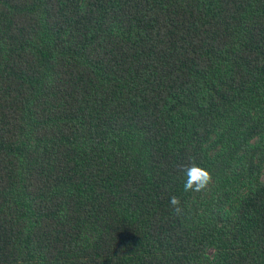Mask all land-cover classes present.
<instances>
[{
    "label": "trees",
    "instance_id": "trees-1",
    "mask_svg": "<svg viewBox=\"0 0 264 264\" xmlns=\"http://www.w3.org/2000/svg\"><path fill=\"white\" fill-rule=\"evenodd\" d=\"M0 264H264V0H0Z\"/></svg>",
    "mask_w": 264,
    "mask_h": 264
},
{
    "label": "clouds",
    "instance_id": "clouds-1",
    "mask_svg": "<svg viewBox=\"0 0 264 264\" xmlns=\"http://www.w3.org/2000/svg\"><path fill=\"white\" fill-rule=\"evenodd\" d=\"M182 170L185 177L183 185L184 191L200 192L204 190L212 180V176L208 170L197 166L195 162H191L190 165L182 166ZM170 204L173 206V211L176 213L181 212L179 207L180 201L176 196L170 197Z\"/></svg>",
    "mask_w": 264,
    "mask_h": 264
}]
</instances>
